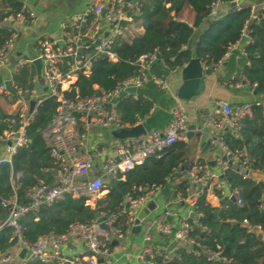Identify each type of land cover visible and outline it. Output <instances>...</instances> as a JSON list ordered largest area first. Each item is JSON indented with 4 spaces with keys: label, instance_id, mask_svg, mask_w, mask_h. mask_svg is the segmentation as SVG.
<instances>
[{
    "label": "built area",
    "instance_id": "built-area-1",
    "mask_svg": "<svg viewBox=\"0 0 264 264\" xmlns=\"http://www.w3.org/2000/svg\"><path fill=\"white\" fill-rule=\"evenodd\" d=\"M221 3L222 1L215 0L209 5L210 17L216 15ZM103 10H105L104 16L101 15ZM139 12L140 4L137 0H90L82 11L72 14L67 20L61 22L62 44L55 43L48 37H40L34 45L32 57L20 56L11 64V69L15 73L26 65H33V61L39 59L41 78L46 87L43 93L56 98L58 102L52 122L42 132L56 163L57 175L52 186L40 184L31 188L27 192L25 202H20L15 192L8 198L0 197V207L8 210V216L0 222V228L4 226L12 229V244L5 252L0 253V264H29L32 260L46 263L57 262V264H112L111 242L114 239L121 240L125 235V231L119 232L113 226L120 213L110 216L101 215L105 217L109 233L99 227L97 218L90 224L73 222L65 232L44 234L34 243H29L25 239L20 221L26 214L36 213L42 205H50L65 195L83 197L84 204L86 200H91L92 206L90 207L93 208L111 177L117 173H122V175L127 173L134 166L143 164L149 157L158 158L164 148L177 141H186L189 118L181 108H175L172 111V120L161 131L151 129L138 137L125 139L115 137L109 145L98 142L91 146L87 145L89 132L93 128H112L115 131L130 128L120 121L116 107L118 101L124 95H128L125 92L126 88L133 86L137 89L143 85L144 70L158 60L155 53L140 56L138 63L142 70L141 76L128 77L111 90L84 98L75 96L69 99L63 94V91L75 82L78 72L89 74L93 56L101 55L110 61H116V56L112 52L114 41L127 29L131 36L135 34V30H143L142 27H137L132 22L133 15H138ZM34 20V14L29 12L24 5L19 13L3 19V22L9 26L10 34L0 48V67L10 64L9 54L18 38L17 26L30 24ZM246 28L247 26L243 28L242 36H247ZM239 45L240 41L230 45L216 65L221 64L229 52ZM64 64L69 66L65 72L62 71ZM202 67L206 71L207 66L202 63ZM154 79L160 87H167L164 79ZM36 80L37 78L34 77L32 82L35 84ZM241 85L242 83L237 84V86ZM244 85L254 92L256 83L246 80ZM0 95L16 106V113L20 120L16 131L4 133L2 137L4 144L0 148V162H10L17 149L28 145L29 139L25 128L32 121L35 107L42 98L41 93L35 87L26 91L14 81L9 82V88L0 82ZM31 100H35V107L32 110L29 108ZM253 105L261 106L264 110V99L238 105L220 100L217 102L218 108L214 113L207 115L206 123L217 130L238 136L241 121L252 116ZM136 124L142 123L137 122ZM7 141L10 142L9 145ZM211 142L217 144L222 150V157L216 159L220 175L232 169L244 178L256 183H264L261 179L264 172L251 165V159L245 151L231 150L221 134L211 138ZM219 174L212 172L208 165L200 159L193 160L189 164L185 177L189 184L186 196L177 194V198L195 207L198 197L211 185L214 178L215 180L218 178ZM17 180L18 175L15 174L12 179L13 187ZM193 185H199L200 188L191 189ZM162 187L154 185L142 187L140 190L144 192L143 196L127 195L125 197L127 202L122 212L128 216L127 227L140 225V223L142 225L143 239L136 254V264H158L159 258L165 261L171 259L165 249L153 243V229L181 244H196L192 234L195 226L198 225L201 212L195 211V217L183 218L175 229L165 218L146 220L143 224L141 220L138 221L137 209L146 198L156 196ZM216 187L221 194H224V190H220L219 185ZM228 196L233 197L238 206L242 205L239 190L231 189ZM242 224L247 228V232L255 230L261 232L260 227L250 226L247 220H243ZM72 242L81 246L83 250L69 257L62 253V247ZM23 249L25 253L23 257H20ZM218 255L219 253H214V256Z\"/></svg>",
    "mask_w": 264,
    "mask_h": 264
},
{
    "label": "trees",
    "instance_id": "trees-1",
    "mask_svg": "<svg viewBox=\"0 0 264 264\" xmlns=\"http://www.w3.org/2000/svg\"><path fill=\"white\" fill-rule=\"evenodd\" d=\"M140 12L133 15V23L142 27L140 34L131 36L127 29L113 43L112 52L116 61H110L101 55L92 58L88 75L77 73L76 80L63 91L66 98L75 96L84 98L113 89L128 77L141 76L138 60L141 55L158 52L160 61L169 69L185 65L193 56L198 57L207 66L206 74L211 73L222 59L228 47L239 42L242 30L247 26L248 40L241 44L248 64L244 65L237 78L229 84L243 83L248 80L256 83L255 94L264 97V8L256 17H252L249 7L230 12L222 18L209 16V5L215 0H137ZM231 2L232 0H220ZM22 0H0V22L9 15L22 10ZM185 8L192 9L194 16L189 25L181 20ZM206 21L194 46L191 39L194 30ZM10 30L0 24V48ZM30 68V72L28 69ZM69 66L64 64L62 71ZM35 73L33 65H26L13 75L14 81L23 90L34 88L32 79ZM41 101L36 105L34 117L25 128L29 143L17 149L10 162H0V197L8 198L14 192L20 202L26 201L27 192L40 184L52 186L56 178V163L42 132L52 122L58 107L56 98L41 93ZM152 108V101L142 94L123 96L117 104L120 121L124 126H134L144 120ZM20 125L18 114H5L0 109V139L4 133L16 131ZM223 139L231 150L245 151L251 159V165L264 172V110L253 105L252 116L241 121L238 136L225 133ZM0 144V148H1ZM188 144L184 140L163 149L161 155L147 158L143 164L134 166L127 173H117L105 184L108 193L97 199L93 208L84 204L83 197L65 195L50 205H42L36 213H28L20 221L23 235L29 243L36 242L48 233H63L70 224L78 222L90 224L102 214H119L113 226L119 232L127 228L128 216L122 209L126 206L127 195L141 197L140 190L146 186H164L173 174H178L176 195L186 196L189 184L180 170L186 159ZM20 176L12 186L15 174ZM231 189L240 192L242 205L227 197H221L220 206L206 202L204 194L198 197L195 211L201 212L198 225L192 238L201 248L194 254L185 246H179L169 261L158 259V264H264V241L255 231L247 232L242 224L247 220L250 226L260 227L264 234V183L244 178L235 170L229 169L224 175ZM8 216V210L0 207V222ZM12 244V229L0 228V253ZM214 253H219L214 256ZM29 264H57L32 260Z\"/></svg>",
    "mask_w": 264,
    "mask_h": 264
},
{
    "label": "crops",
    "instance_id": "crops-1",
    "mask_svg": "<svg viewBox=\"0 0 264 264\" xmlns=\"http://www.w3.org/2000/svg\"><path fill=\"white\" fill-rule=\"evenodd\" d=\"M23 5L29 12L35 16V20L30 24L18 25L17 29L20 35L10 51V64L8 66L0 67V82L5 84L6 81L11 82L13 79V71L11 64L20 56L32 57L34 55V45L41 36L48 37L55 43L61 41L60 24L67 20L72 14L82 11L90 2V0H22ZM231 2H235L231 6ZM231 2H222L214 17L222 18L234 10L249 7L252 12V17L258 16L264 8V0H233ZM194 13L192 9L185 8L181 15V20L189 25L192 24ZM2 26H7L5 22H0ZM206 21L197 29L194 30V36L191 39L190 47L192 48L196 39L202 29L206 26ZM143 30H133L135 34L142 33ZM248 64V59L245 52L242 50L241 44L229 52L227 58L214 67L209 74H205L204 90L197 96L190 99H182L177 96V89L182 83V68L169 69L163 65L161 61L156 60L144 70V83L141 87L136 89L135 94H129L135 97L137 94H142L145 98L152 101V108L144 120H140L146 131L154 129L161 131L171 120L172 111L175 108H181L189 112L188 124L201 126L200 130H195L196 136L204 134L205 141L196 144V152L189 158L190 162L195 159H200L208 165V168L219 174L220 168L216 161L217 158L222 157V150L217 144H212L211 138L218 134L224 135L226 131H220L206 123L207 115L214 113L218 108L217 102L224 100L232 105H238L245 102H252L257 99H264L262 95L255 94L248 87L244 85L237 86L238 83L230 85L229 81L232 78H237L244 65ZM34 73L35 67L33 65ZM30 72V68L28 69ZM154 78L164 79L167 83L166 88L160 87ZM34 87L39 93L44 92V82L37 78ZM127 95V94H126ZM135 95V96H134ZM125 96V95H124ZM117 108V107H116ZM0 109L5 114H15L16 106L7 101L4 96L0 95ZM115 130L112 128L102 129L93 128L89 132L87 145L98 142L104 145H109L115 138ZM198 141V138H197ZM2 148V146H1ZM94 172V171H92ZM91 172V176L93 173ZM18 178L20 176L17 173ZM264 180V173L261 176ZM180 181L178 174H173L168 182L160 189V192L152 197L146 198L142 205L137 209L136 217L138 221H151L156 218H165V220L175 229L178 227L183 218L195 217V207L186 201H180L177 198L175 189L177 183ZM219 185L220 190H224L221 194L217 189ZM199 185H193L191 189H199ZM231 192V187L226 183L223 175L219 174L218 178L213 179L211 185L205 189L204 197L207 203L212 206H220L221 197H227ZM108 190H104L100 197L105 196ZM232 200V199H231ZM234 201V200H232ZM138 227L137 229L135 227ZM127 227L125 235L121 240H112L116 243L112 245L111 242V263L112 264H136V254L142 244L143 233L142 225ZM141 226V227H140ZM261 233V238L264 241V234ZM152 241L159 248L165 249L172 258L174 251L179 246H185L188 251L197 254L198 251L192 248V245L181 244L174 241L172 238L163 236L153 229ZM170 247V248H169ZM83 249L74 242L65 244L62 247V253L66 256L72 257L80 253Z\"/></svg>",
    "mask_w": 264,
    "mask_h": 264
},
{
    "label": "water",
    "instance_id": "water-1",
    "mask_svg": "<svg viewBox=\"0 0 264 264\" xmlns=\"http://www.w3.org/2000/svg\"><path fill=\"white\" fill-rule=\"evenodd\" d=\"M235 2H231V6H234ZM105 14V10H103L101 12V15L104 16ZM5 28L9 29V26H4ZM248 40L247 36H242L240 39V44L245 43ZM58 44H62L63 42H57ZM156 58L159 60L160 59V55L158 52L155 53ZM33 65L35 67V72H36V76L39 80H42L41 78V61L39 59H36L33 61ZM205 71L203 70L202 67V62L201 60L196 57L193 56L189 59V61L183 66L182 68V83L179 86V88L177 89V96L179 98L182 99H190L193 96H197L198 94H200L205 87L204 84V78H205ZM5 85L7 86V88H9V81L5 82ZM44 91H46V87H44ZM125 92L129 93V94H135L136 92V88L131 86L125 89ZM35 107V100H31L29 102V108L30 110L34 109ZM200 130L201 126L199 125L198 127H196L195 125L191 124L188 126L187 132H186V142L188 144V148L186 150L185 153V157L186 159L183 161V163L181 164L180 170L183 176H186L187 174V170L190 164V160L189 158L191 156H193L196 152V144L197 142H199L200 144H202L205 139L206 136L204 134H200L198 136H196L195 134V130ZM146 133V129L144 127L143 124H136L133 127L130 128H121L117 131L114 132V136L116 138L119 139H125V138H130V137H138L141 135H144ZM198 138V141H197ZM8 145L10 144L9 141L6 142ZM0 144L3 145L4 142L3 140L0 139ZM232 200H234V198H231ZM127 202V198H124V203ZM97 222L99 223V227L108 232L109 233V227L105 222V217L101 216L97 219ZM136 229L138 228L137 226L135 227ZM258 238H261V233L258 230H255ZM116 242L113 241L112 245L115 244ZM173 244L176 243V241L172 242ZM170 248V247H169ZM192 248L198 252H201V248L196 245L193 244ZM25 253V249L22 250L20 257H23Z\"/></svg>",
    "mask_w": 264,
    "mask_h": 264
},
{
    "label": "bare ground",
    "instance_id": "bare-ground-1",
    "mask_svg": "<svg viewBox=\"0 0 264 264\" xmlns=\"http://www.w3.org/2000/svg\"><path fill=\"white\" fill-rule=\"evenodd\" d=\"M85 204H87V206L90 207V206H92V201H91V200H86V201H85Z\"/></svg>",
    "mask_w": 264,
    "mask_h": 264
},
{
    "label": "rangeland",
    "instance_id": "rangeland-1",
    "mask_svg": "<svg viewBox=\"0 0 264 264\" xmlns=\"http://www.w3.org/2000/svg\"><path fill=\"white\" fill-rule=\"evenodd\" d=\"M104 24V23H103ZM27 25V24H26ZM20 35V32L18 31V36ZM41 37H45V36H41ZM184 112L187 114L188 117H190L189 112L187 110L184 109Z\"/></svg>",
    "mask_w": 264,
    "mask_h": 264
}]
</instances>
